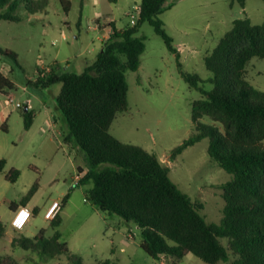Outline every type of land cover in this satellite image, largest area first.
I'll list each match as a JSON object with an SVG mask.
<instances>
[{"label":"rangeland","instance_id":"obj_1","mask_svg":"<svg viewBox=\"0 0 264 264\" xmlns=\"http://www.w3.org/2000/svg\"><path fill=\"white\" fill-rule=\"evenodd\" d=\"M62 1L70 3L68 13ZM135 6H140V0H49L45 10L30 14L19 2L14 14L20 21L0 20V48L17 55L15 61L0 53V70L15 86L11 91L0 92V115L5 118L2 121L0 117V161H6L0 174V221L7 230L0 240V255H11L19 264H72L66 254L41 257L14 247L10 241L12 237L34 238L42 229L47 237L52 236L55 230L45 213L58 201L62 203L61 224L57 228L61 241L71 254L82 258L83 264L106 260L112 264H206L192 254L181 260L151 258L140 247V229L134 222L102 212L87 201L86 193L93 183L77 184L79 168H87L84 153L67 139V122L55 108L60 85L51 89L35 85L39 75H48L46 69L50 67L52 71L55 64L60 72H82L98 53L95 20L102 22L108 17L123 29L131 25ZM166 6L160 19L174 45L183 50L182 55L177 58L169 52L149 23L141 26L137 36L144 38L146 49L139 69L126 73L128 110L117 114L110 133L163 160L178 189L202 204L200 214L205 221L219 225L225 206L221 186L231 181L232 175L210 159L209 139L171 158L172 150L195 132L191 104L201 98L182 79L180 71L198 74L205 81L204 89L210 90L212 74L206 69L204 58L232 28L234 20L249 18L254 25L264 23V0H247L244 8L231 0H167ZM245 76L264 92V59L252 58ZM10 97L23 107L9 104ZM26 106L34 113L28 130L23 118ZM201 122L213 124L209 117H203ZM12 169L20 172L16 182L7 179ZM35 183L38 186L28 206L38 211L23 230L16 231L11 227L10 205H20Z\"/></svg>","mask_w":264,"mask_h":264},{"label":"trees","instance_id":"obj_2","mask_svg":"<svg viewBox=\"0 0 264 264\" xmlns=\"http://www.w3.org/2000/svg\"><path fill=\"white\" fill-rule=\"evenodd\" d=\"M166 1L140 0L135 24L118 29L115 22H110V38L82 72L58 74L59 65L55 64L48 75H39L35 85L44 89L60 85L55 108L67 122V139L84 153L87 170L79 168L81 178L77 184L93 183L86 193L87 201L102 212L134 222L140 229V247L151 258L181 260L192 254L206 264H264V92L245 76L252 58L264 59V23L254 25L249 18L233 21L232 28L204 58L205 67L212 74L210 90L204 89L205 81L198 74L180 71L182 79L201 98L191 104L195 132L172 150L171 158L209 139L210 159L232 175V180L221 186L225 206L219 225L205 221L200 214L202 204L178 189L170 179L169 167L155 154L110 133L117 114L128 110L126 73L139 69L146 49L144 38L137 36L141 26L149 23L169 52L179 58L160 19ZM246 1L231 3L244 8ZM19 2L30 14L45 10L49 4V0H0V20L20 21L14 14ZM62 4L68 13L70 3ZM0 53L17 61V55L9 49L0 48ZM14 87L9 76L0 72V92ZM203 117H209L213 124L201 122ZM23 118L28 130L34 121L29 106L24 108ZM5 164L2 159L0 174ZM19 176L20 172L12 169L7 179L16 182ZM37 186L33 185L20 205L11 203V210L25 206ZM60 224L58 214L50 222L55 230L52 236L47 237L42 229L34 238L15 237L12 245L41 257L66 254L72 264H83L82 258L71 254L61 241L57 230ZM6 231L0 221V240ZM0 264L19 263L6 254L0 255ZM101 264L112 263L106 260Z\"/></svg>","mask_w":264,"mask_h":264},{"label":"built area","instance_id":"obj_3","mask_svg":"<svg viewBox=\"0 0 264 264\" xmlns=\"http://www.w3.org/2000/svg\"><path fill=\"white\" fill-rule=\"evenodd\" d=\"M136 15H131L132 19H131V25H134L139 14H140V6L137 7L135 6L134 8ZM50 68V67H49ZM46 69L48 71V73L50 72L51 69ZM43 76V74H42ZM9 104L11 105H15L16 108H21L23 107L22 104L20 103H14V100L12 97L9 98L8 100ZM62 207V203L58 202V201H54L50 207L47 209L46 213H45V218L48 221H52L60 212ZM23 214V215H22ZM33 216V211L27 207V206H20L13 215V218L11 220V227L16 230V231H20L23 230L24 227L27 225V223L29 222V220L31 219V217Z\"/></svg>","mask_w":264,"mask_h":264},{"label":"crops","instance_id":"obj_4","mask_svg":"<svg viewBox=\"0 0 264 264\" xmlns=\"http://www.w3.org/2000/svg\"><path fill=\"white\" fill-rule=\"evenodd\" d=\"M96 20H97V21H96ZM96 20H95V23H96L95 29L99 31V36H98V38H97V47H96V49H98V53H99V52L102 50L104 44H105V43L108 41V39L110 38V35H111V28L108 26V24H109L110 22H113V21H111L108 17L104 18L102 22L99 21L100 19H96ZM115 24H116V23H115ZM116 27H117V26H116ZM118 29H120V28H118ZM175 48L179 51V57H181L183 50H182L180 47H177V46H175ZM98 53H97V55H98ZM97 55H96V57H97ZM95 59H96V58H95ZM95 59H94L93 61L88 62L87 65L93 63V62L95 61ZM66 63H68V62H66ZM87 65H86V66H87ZM86 66H85V67H86ZM0 72H2L4 75L8 76V75L6 74V72H3V71H1V70H0ZM57 73H58V74H61V73H63V72H60V70H58ZM48 89H51V87L48 88ZM55 97H57V94L55 95ZM55 100H56V98H55ZM0 117H1L2 121H4L5 118L3 117V114H1ZM160 160H161V159H160ZM161 161L163 162V160H161ZM82 170H83V171H86L87 168H86L85 170H84V169H82ZM80 178H81V175H79V173H78L77 181H78ZM25 206L29 207V206H28V203H27ZM29 208H30V207H29ZM30 209H31V208H30ZM31 210H32V211H33V210L38 211V209L35 208V207H34L33 209H31ZM15 211H16V210H15ZM15 211H13V215H14V212H15ZM6 233H7V232H6ZM6 233H5V234H6ZM13 239H14V238L12 237V239H11L10 241L12 242Z\"/></svg>","mask_w":264,"mask_h":264},{"label":"snow or ice","instance_id":"obj_5","mask_svg":"<svg viewBox=\"0 0 264 264\" xmlns=\"http://www.w3.org/2000/svg\"><path fill=\"white\" fill-rule=\"evenodd\" d=\"M23 215V214H22Z\"/></svg>","mask_w":264,"mask_h":264}]
</instances>
